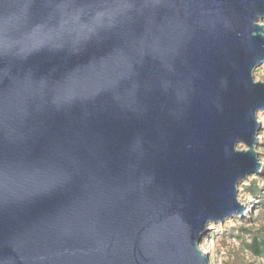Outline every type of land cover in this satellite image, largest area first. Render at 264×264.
Segmentation results:
<instances>
[{
	"label": "water",
	"instance_id": "1",
	"mask_svg": "<svg viewBox=\"0 0 264 264\" xmlns=\"http://www.w3.org/2000/svg\"><path fill=\"white\" fill-rule=\"evenodd\" d=\"M263 21L264 0H0V264H211L261 167Z\"/></svg>",
	"mask_w": 264,
	"mask_h": 264
},
{
	"label": "rangeland",
	"instance_id": "2",
	"mask_svg": "<svg viewBox=\"0 0 264 264\" xmlns=\"http://www.w3.org/2000/svg\"><path fill=\"white\" fill-rule=\"evenodd\" d=\"M264 23V21H263ZM255 81H264V65L254 71ZM261 129L256 147L261 167L240 183L237 199L244 206L242 214L222 223L210 224L200 248L207 252L211 264H264V253L255 254L247 246L252 237L264 240V110L258 113ZM244 149L243 144L237 146ZM253 188L254 194L249 190Z\"/></svg>",
	"mask_w": 264,
	"mask_h": 264
},
{
	"label": "trees",
	"instance_id": "3",
	"mask_svg": "<svg viewBox=\"0 0 264 264\" xmlns=\"http://www.w3.org/2000/svg\"><path fill=\"white\" fill-rule=\"evenodd\" d=\"M249 190L254 194L253 188H249ZM247 246L257 255L264 253V240L259 239V237H252L251 242Z\"/></svg>",
	"mask_w": 264,
	"mask_h": 264
},
{
	"label": "bare ground",
	"instance_id": "4",
	"mask_svg": "<svg viewBox=\"0 0 264 264\" xmlns=\"http://www.w3.org/2000/svg\"><path fill=\"white\" fill-rule=\"evenodd\" d=\"M259 170V169H258ZM253 173V172H252ZM255 173V172H254ZM205 252V251H204Z\"/></svg>",
	"mask_w": 264,
	"mask_h": 264
}]
</instances>
